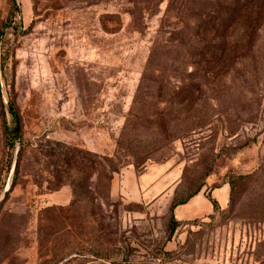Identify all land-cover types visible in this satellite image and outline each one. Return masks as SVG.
Masks as SVG:
<instances>
[{"label":"rangeland","instance_id":"1","mask_svg":"<svg viewBox=\"0 0 264 264\" xmlns=\"http://www.w3.org/2000/svg\"><path fill=\"white\" fill-rule=\"evenodd\" d=\"M0 264H264V0H0Z\"/></svg>","mask_w":264,"mask_h":264},{"label":"crops","instance_id":"2","mask_svg":"<svg viewBox=\"0 0 264 264\" xmlns=\"http://www.w3.org/2000/svg\"><path fill=\"white\" fill-rule=\"evenodd\" d=\"M228 185L221 183L216 187L206 189L202 186L196 192L192 193L181 203H177L172 210V215L177 220H185L193 217H199L212 212V203L206 193L213 198L217 205L222 206L227 200Z\"/></svg>","mask_w":264,"mask_h":264},{"label":"trees","instance_id":"3","mask_svg":"<svg viewBox=\"0 0 264 264\" xmlns=\"http://www.w3.org/2000/svg\"><path fill=\"white\" fill-rule=\"evenodd\" d=\"M175 88H178V86H176ZM177 90H178V89H174L173 92H174V93H177V94H179V95H181V91H180V90L177 91ZM191 101H192L191 97L188 96V98H187V96H186L184 99L180 100L179 102H180L182 105L187 106V105H190V104H191ZM179 102H177V103H179ZM8 106H9V111H10V113H11V115H12V119H13V121H14V127H13V131H12V135H13V136L15 135L16 137H18V135L16 134L17 124H18V121H19V120H18V116H17V113L12 109V106H11L10 103L8 104ZM14 131H15V133H14ZM16 154H17V155H16V160H15L14 168H13L14 171H16L17 160H18V158H19L18 152H16ZM71 161L75 162V160H71ZM107 167L109 168V172L115 169L114 166H107ZM14 176H15V175H14ZM207 197H208L209 200L211 201V203H212V207H213L214 205H216V202H215V200H214L213 198H211L210 196H207ZM186 199H187V197L184 198V199H181V200L172 201V202L170 203V208H171V206H173V205H175V204H177V203H181V202L185 201ZM172 221H174V223L176 222L175 219H172Z\"/></svg>","mask_w":264,"mask_h":264},{"label":"water","instance_id":"4","mask_svg":"<svg viewBox=\"0 0 264 264\" xmlns=\"http://www.w3.org/2000/svg\"><path fill=\"white\" fill-rule=\"evenodd\" d=\"M16 134H17V131H16Z\"/></svg>","mask_w":264,"mask_h":264}]
</instances>
